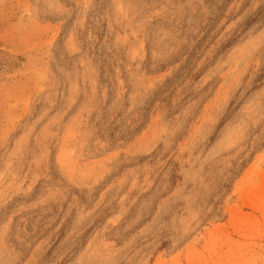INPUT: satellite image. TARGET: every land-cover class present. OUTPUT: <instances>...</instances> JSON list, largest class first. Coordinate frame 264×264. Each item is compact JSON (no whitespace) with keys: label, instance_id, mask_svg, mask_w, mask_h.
I'll return each instance as SVG.
<instances>
[{"label":"rangeland","instance_id":"374dc122","mask_svg":"<svg viewBox=\"0 0 264 264\" xmlns=\"http://www.w3.org/2000/svg\"><path fill=\"white\" fill-rule=\"evenodd\" d=\"M0 264H264V0H0Z\"/></svg>","mask_w":264,"mask_h":264}]
</instances>
